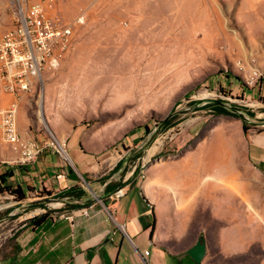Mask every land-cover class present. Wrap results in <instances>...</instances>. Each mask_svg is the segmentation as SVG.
<instances>
[{"label": "rangeland", "instance_id": "374dc122", "mask_svg": "<svg viewBox=\"0 0 264 264\" xmlns=\"http://www.w3.org/2000/svg\"><path fill=\"white\" fill-rule=\"evenodd\" d=\"M52 4L57 24L72 27L73 41L60 66L44 71L32 93L25 94L35 135L31 141L45 145L55 138L66 154H58L53 146L43 153L50 150L70 162L68 139L77 129L80 148L88 155L123 159L147 144L145 127L155 133L172 110L183 112L178 126L150 138L142 158L128 161L124 169L129 175L138 168L141 185L149 192L150 168L156 162L219 156L215 172L210 164L204 166V179L194 193L201 206L196 217L204 223L212 262L264 264V178L247 163L243 122L217 115L210 107L224 102L234 112L245 113L248 128L264 129V79L252 91L243 84L251 69L264 72V0ZM12 26L7 2L0 0V30ZM4 146L9 149L0 135V167L10 161ZM82 182L92 203L101 199L99 184ZM38 198L30 193L18 204L8 195L0 197V258L19 251L29 220L46 212L28 209ZM48 199L50 210L71 214L64 203L54 209L58 201Z\"/></svg>", "mask_w": 264, "mask_h": 264}, {"label": "crops", "instance_id": "0c3cea01", "mask_svg": "<svg viewBox=\"0 0 264 264\" xmlns=\"http://www.w3.org/2000/svg\"><path fill=\"white\" fill-rule=\"evenodd\" d=\"M25 96L20 95L18 99V131L24 139L35 140L25 111ZM12 99L0 94V105L7 106ZM242 127L246 136L247 163L264 178V129L257 130L255 126L245 129L243 123ZM236 135L240 136L238 127ZM80 141L75 129L68 139L70 162L47 150L31 166L16 167L6 162L0 167V173L13 171L7 184L20 187L27 199L34 192L52 194L40 195L38 199L41 200L53 198L65 189L83 186L87 174L90 183L99 184L101 199L106 201L96 200L66 216L57 209L63 203L58 201L52 206L57 210L50 213L48 220L40 226L28 224L20 250L14 251L9 258H0V264H198L188 254L197 242L205 241L204 223L196 217L201 210L200 201L194 193L204 179V166L210 164L215 172L220 166L219 156L207 161L204 156L179 158L171 163L158 161L150 168L152 176L149 192H146L138 176L130 179L132 174L122 178L118 172L104 184L100 183L98 180L122 159L114 154H108L107 159L88 155L80 148ZM3 149L8 159L16 156L5 146ZM169 165L171 171L167 169ZM104 166L106 172L103 173ZM70 170L80 180L71 178ZM213 177L218 178V175L214 173ZM111 182L126 183L115 191L124 189V194L116 201H111L104 193ZM168 187L173 188L172 191ZM86 209L88 215L84 213ZM200 264H214L208 246Z\"/></svg>", "mask_w": 264, "mask_h": 264}, {"label": "built area", "instance_id": "2783aa9c", "mask_svg": "<svg viewBox=\"0 0 264 264\" xmlns=\"http://www.w3.org/2000/svg\"><path fill=\"white\" fill-rule=\"evenodd\" d=\"M5 1L13 26L0 30V94L13 99L8 106L0 105V135L3 143L16 155L6 162L16 167H26L35 164L49 146H53L58 154H66L63 145L55 138L51 144L40 145L21 137L17 122L18 99L20 95L32 93L44 71L60 66L70 50L74 33L71 26L61 27L57 24L56 6L52 4L54 0ZM263 73L258 67L246 72L243 76L246 91L260 85L264 79ZM123 194L124 189H120L109 199L116 201ZM84 213L88 215V210H84Z\"/></svg>", "mask_w": 264, "mask_h": 264}, {"label": "trees", "instance_id": "16d2710c", "mask_svg": "<svg viewBox=\"0 0 264 264\" xmlns=\"http://www.w3.org/2000/svg\"><path fill=\"white\" fill-rule=\"evenodd\" d=\"M236 79L239 82L242 81L239 77H236ZM198 104H199V102H193L194 106H196ZM210 107H213V109L215 110L217 115L231 116V117H234L236 119H240L243 122L244 128L245 129L248 128L247 118L245 116V113L234 112L235 108H233L232 106L230 108H228L225 105V103L221 102V101L212 102L210 104ZM195 110L198 111V110H201V108L196 107ZM173 111L174 110H172V113H170L166 118L159 121V131L152 133V130H150L148 127H145L144 134L146 137L149 136V140L147 141V144L145 146H143L141 149L136 150L133 154H131V156L124 157L113 170H111L108 174L102 176L98 181L100 183L104 184L115 173H118V172H120V175L122 176V178L124 176H126L128 173V169H126V168L122 169L124 163L126 164L128 161L134 162L137 159H141L145 150L150 146V144L152 142V140L150 138L153 137L152 139H155L154 137H156L158 134L165 132V131L169 130L170 128L178 126L183 121V119H184L183 118V112H181V111H179V112L174 111L173 112ZM248 115L250 117L255 116L251 112H248ZM69 175L71 178H74L76 180H80V178L73 172V170H70ZM138 175H139L138 168H136L133 171L130 179L136 178ZM12 176H13V171H7L6 173H0V197L8 195V196L13 198L14 202L21 204L27 199V197L20 187L14 188V187L9 186L7 184V180L10 179ZM84 178H85L87 183H90L89 182V176L87 174L84 175ZM90 184H92V183H90ZM125 185H126V183H123V182H117V183L111 182L105 187L104 193H105V195H107V197H109L118 188H123ZM39 195L51 196L52 194L50 192L42 191L39 193ZM53 198L57 201L63 202L66 207H69L72 209L71 211L86 208V207L90 206L92 201H93L90 197L88 190H86L81 185L77 186V187L65 189V190L61 191L60 193H58L57 195H55ZM49 201H50V199L45 198L41 201H36V202L29 204L28 209L32 210V209H36V208H42V209H46V212L32 218L31 220H29L28 224L30 223L33 226H40L43 222H45L46 220L49 219L50 213H52V210H48L47 206H46V203ZM104 201H106V200H104ZM10 209L12 210L13 208H10Z\"/></svg>", "mask_w": 264, "mask_h": 264}, {"label": "water", "instance_id": "95a60500", "mask_svg": "<svg viewBox=\"0 0 264 264\" xmlns=\"http://www.w3.org/2000/svg\"><path fill=\"white\" fill-rule=\"evenodd\" d=\"M206 252H207L206 243L204 240H201L196 243V245L188 252V254L195 262L200 264L203 261Z\"/></svg>", "mask_w": 264, "mask_h": 264}, {"label": "bare ground", "instance_id": "6f19581e", "mask_svg": "<svg viewBox=\"0 0 264 264\" xmlns=\"http://www.w3.org/2000/svg\"><path fill=\"white\" fill-rule=\"evenodd\" d=\"M198 35H199V34H198ZM63 150H64V149H63ZM64 151H65V150H64ZM64 153H65V152H64ZM64 153H63V154H64Z\"/></svg>", "mask_w": 264, "mask_h": 264}, {"label": "clouds", "instance_id": "9594fccd", "mask_svg": "<svg viewBox=\"0 0 264 264\" xmlns=\"http://www.w3.org/2000/svg\"><path fill=\"white\" fill-rule=\"evenodd\" d=\"M260 84H261V83H260ZM111 195H112V194H111ZM111 195H110V196H111ZM110 196H109V197H110Z\"/></svg>", "mask_w": 264, "mask_h": 264}]
</instances>
